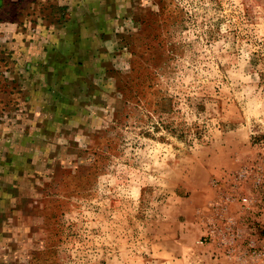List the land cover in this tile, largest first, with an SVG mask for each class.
Instances as JSON below:
<instances>
[{
	"label": "rangeland",
	"instance_id": "rangeland-1",
	"mask_svg": "<svg viewBox=\"0 0 264 264\" xmlns=\"http://www.w3.org/2000/svg\"><path fill=\"white\" fill-rule=\"evenodd\" d=\"M0 264H264V0H0Z\"/></svg>",
	"mask_w": 264,
	"mask_h": 264
},
{
	"label": "built area",
	"instance_id": "built-area-1",
	"mask_svg": "<svg viewBox=\"0 0 264 264\" xmlns=\"http://www.w3.org/2000/svg\"><path fill=\"white\" fill-rule=\"evenodd\" d=\"M243 201H244V202H248V201H249V198H248V197H244V198H243Z\"/></svg>",
	"mask_w": 264,
	"mask_h": 264
}]
</instances>
